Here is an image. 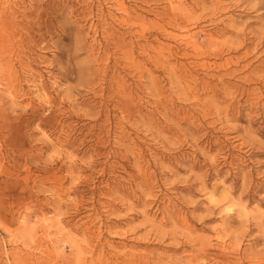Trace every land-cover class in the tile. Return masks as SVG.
Returning a JSON list of instances; mask_svg holds the SVG:
<instances>
[{
	"label": "rangeland",
	"instance_id": "374dc122",
	"mask_svg": "<svg viewBox=\"0 0 264 264\" xmlns=\"http://www.w3.org/2000/svg\"><path fill=\"white\" fill-rule=\"evenodd\" d=\"M29 263L264 264V0H0V264Z\"/></svg>",
	"mask_w": 264,
	"mask_h": 264
},
{
	"label": "bare ground",
	"instance_id": "6f19581e",
	"mask_svg": "<svg viewBox=\"0 0 264 264\" xmlns=\"http://www.w3.org/2000/svg\"><path fill=\"white\" fill-rule=\"evenodd\" d=\"M5 1H7V0H5ZM170 2H171V1H170ZM195 2H196V1H195ZM201 3H202V2H201ZM223 3H224V2H223ZM185 4H186V3H185ZM5 6H6V5H5ZM5 6H4V7H5ZM194 6H195V5H194ZM194 6H193V7H194ZM4 7H3V8H4ZM178 7H179V6H178ZM196 7H197V5H196ZM6 8H7V7H6ZM175 8H177V7L175 6ZM217 8H218V7H217ZM227 8H228V7H227ZM168 9H169V8H168ZM168 9L166 10L167 12H168ZM178 9H179V8H178ZM183 9H184V8H183ZM215 9H216V7H215ZM176 10H177V9H176ZM179 10H180V9H179ZM184 10H186V9H184ZM193 10H194V9H193ZM224 10H225V8L223 9V11H224ZM181 11H183V10L181 9ZM181 11H180V12H181ZM215 12H216V11H215ZM215 12H214V13H215ZM182 13L184 14V12H182ZM233 22H234V21H233ZM226 23H227V22H226ZM231 23H232V22H231ZM234 24H235V23H234ZM232 25H233V24H232ZM229 28H230V27H229ZM231 28H232V27H231ZM233 35H234V34H233ZM223 36H224V35H223ZM234 37H235V36H234ZM238 38H239V36H238ZM236 40H238V39H236ZM244 40H245V39H244ZM259 42H260V41H259ZM242 43H243V42H242ZM242 43H241V45H242ZM239 44H240V43H239ZM239 44H238V45H239ZM259 44H260V43H259ZM243 45H244V44H243ZM243 45H242V46H243ZM229 47H230V46H229ZM232 47H233V46H232ZM235 48H236V47H234V49H235ZM237 48H239V46H238ZM237 48H236V49H237ZM240 48H242V47H240ZM240 48H239V49H240ZM255 48H256V47H255ZM253 49H254V48H253ZM235 51H237V50H235ZM254 51H255V50H254ZM256 52H257V51H256ZM252 54H253V52H252ZM243 61H244V60H243ZM238 64H239V63H238ZM242 68H243V67H242ZM9 70H10V69H9ZM10 71H11V70H10ZM10 77H11V76H10ZM34 87H35V86H34ZM13 91H14V90H13ZM11 93H12V92H11ZM230 95H231V94H230ZM18 97H19V96H18ZM22 97H23V96H22ZM229 209H230V208H229ZM231 209H232V207H231ZM228 211H229V210H228ZM232 250H233V249H232ZM124 251H125V250H124ZM41 253H42V252H41ZM44 255H45V254H44ZM44 255H43V257H44ZM101 255H102V254H101ZM37 257H38V256H37ZM45 257H46V256H45ZM28 258H29V257H28ZM32 259H33V258H32ZM43 260H44V259H43ZM26 261H27V260H26ZM36 261H37V260H36ZM38 261H39V260H38ZM41 261H42V260H41ZM49 261H50V260H49ZM47 262H48V261H47ZM47 262H46V263H47ZM35 263H36V262H35ZM43 263H44V261H43ZM48 263H49V262H48ZM29 264H30V263H29ZM40 264H41V263H40Z\"/></svg>",
	"mask_w": 264,
	"mask_h": 264
}]
</instances>
